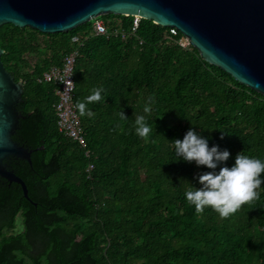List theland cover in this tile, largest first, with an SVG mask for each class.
<instances>
[{
    "label": "trees",
    "instance_id": "trees-1",
    "mask_svg": "<svg viewBox=\"0 0 264 264\" xmlns=\"http://www.w3.org/2000/svg\"><path fill=\"white\" fill-rule=\"evenodd\" d=\"M115 17L124 39L91 33L90 21L56 33L0 25L1 61L23 81L12 139L35 149L30 164L11 159L10 168L36 202L0 179V264H264V185L229 218L199 213L185 191L210 169L174 152V139L195 128L230 151L229 166L240 152L264 158V95L181 46L180 32L142 18L131 33V16L103 18ZM75 47V105L97 87L105 97L89 102L94 116L76 108L85 148L58 132L55 86L36 80ZM142 113L147 137L135 132Z\"/></svg>",
    "mask_w": 264,
    "mask_h": 264
},
{
    "label": "water",
    "instance_id": "water-1",
    "mask_svg": "<svg viewBox=\"0 0 264 264\" xmlns=\"http://www.w3.org/2000/svg\"><path fill=\"white\" fill-rule=\"evenodd\" d=\"M104 14H136L175 27L204 60L264 95V0H0V25L43 33L69 31ZM22 91V81L14 80L0 58V179L20 185L23 197L36 205L10 168L11 159L30 164L35 150L12 139L24 117L17 108Z\"/></svg>",
    "mask_w": 264,
    "mask_h": 264
},
{
    "label": "clouds",
    "instance_id": "clouds-1",
    "mask_svg": "<svg viewBox=\"0 0 264 264\" xmlns=\"http://www.w3.org/2000/svg\"><path fill=\"white\" fill-rule=\"evenodd\" d=\"M102 87L95 88L87 97V101H79L76 108L81 116H94L89 108V102H99L105 99ZM154 98L150 97L143 113H150ZM135 118V132L140 137H147L153 128L147 123L145 114ZM121 115L127 118L123 112ZM175 160L195 162L197 166H206L197 176L199 187L191 182L185 191L186 199L195 206L199 213L206 208L216 211L220 217L229 218L243 206L259 198V189L264 185V158L251 156L240 152L234 163L229 166L226 162L231 153L221 149L219 144L209 145V138L203 136L195 128L187 130L182 139H174Z\"/></svg>",
    "mask_w": 264,
    "mask_h": 264
},
{
    "label": "built area",
    "instance_id": "built-area-1",
    "mask_svg": "<svg viewBox=\"0 0 264 264\" xmlns=\"http://www.w3.org/2000/svg\"><path fill=\"white\" fill-rule=\"evenodd\" d=\"M132 21L130 32L134 33L138 27L139 15H131ZM91 33L105 36H119L124 39L128 32L122 27L120 18H96L91 23ZM169 32L176 35L179 31L175 27H169ZM86 36L73 35L71 43L80 46L83 45ZM141 42V41H139ZM178 43L186 47L190 44L188 38L182 34ZM78 55L77 48L63 54L59 63H50L36 77L41 83H52L56 100L53 103L54 114L56 116L57 130L68 139L76 142L80 147L85 148L86 140L80 118L76 111L74 103V63ZM22 81V80H21ZM23 83V81H22ZM88 153V150H85ZM93 164L89 163L87 170L92 169Z\"/></svg>",
    "mask_w": 264,
    "mask_h": 264
},
{
    "label": "rangeland",
    "instance_id": "rangeland-1",
    "mask_svg": "<svg viewBox=\"0 0 264 264\" xmlns=\"http://www.w3.org/2000/svg\"><path fill=\"white\" fill-rule=\"evenodd\" d=\"M104 15H99L97 16L96 18L100 19V18H103ZM95 18L91 19L90 22H92ZM22 229V226H21V218L20 216L18 215L16 217V228H15V231H20Z\"/></svg>",
    "mask_w": 264,
    "mask_h": 264
}]
</instances>
